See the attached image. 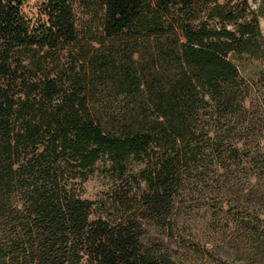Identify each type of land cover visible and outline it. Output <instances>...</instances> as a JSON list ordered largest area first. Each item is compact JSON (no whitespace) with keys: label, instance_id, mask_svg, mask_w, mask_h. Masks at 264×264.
<instances>
[{"label":"trees","instance_id":"obj_1","mask_svg":"<svg viewBox=\"0 0 264 264\" xmlns=\"http://www.w3.org/2000/svg\"><path fill=\"white\" fill-rule=\"evenodd\" d=\"M24 2L0 0V264H264V0ZM98 162L127 184L104 214L74 184Z\"/></svg>","mask_w":264,"mask_h":264},{"label":"rangeland","instance_id":"obj_2","mask_svg":"<svg viewBox=\"0 0 264 264\" xmlns=\"http://www.w3.org/2000/svg\"><path fill=\"white\" fill-rule=\"evenodd\" d=\"M48 0H25L22 8L21 14L30 24L41 23L44 20L43 15V5ZM251 3V0H249ZM252 8L254 9V5L252 4ZM76 16L79 19L86 17L85 12H76ZM259 26L261 29V33L264 36V18H259ZM210 27L214 26V24H208ZM218 26V25H217ZM227 29L233 31L234 28L232 25L227 26ZM62 62H66V56L62 57ZM238 67L240 68L241 78H243L246 82L250 84L257 83L259 74L262 70L261 65L257 62L252 61L250 59H240L237 62ZM262 151L264 152L263 146ZM143 168V164H132L128 171L133 170L137 171ZM74 184L79 188L80 196L82 199L89 200L97 205V209L99 213H106L109 210V205L113 198L116 197L118 192L122 190V186H127V184L121 183L117 179L113 178L108 172L106 164L103 162H98L90 174H88L86 180L82 183L78 181H74ZM213 200H209L208 203L212 204ZM202 218V217H201Z\"/></svg>","mask_w":264,"mask_h":264}]
</instances>
